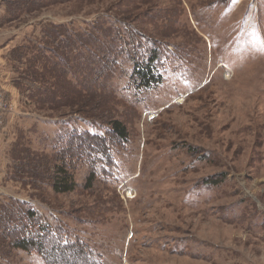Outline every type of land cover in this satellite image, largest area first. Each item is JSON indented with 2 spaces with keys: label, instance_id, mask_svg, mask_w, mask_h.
<instances>
[{
  "label": "rangeland",
  "instance_id": "obj_1",
  "mask_svg": "<svg viewBox=\"0 0 264 264\" xmlns=\"http://www.w3.org/2000/svg\"><path fill=\"white\" fill-rule=\"evenodd\" d=\"M103 17L162 50L161 83L135 89L124 56L107 73L92 57L35 77L44 83L17 81L35 89L21 98L3 57L31 48L23 39L40 25L80 33ZM0 58L11 88L0 85L10 106L0 112V218L33 208L82 250L64 253L73 264H264V0H47L3 22ZM73 90L96 102L93 120L69 105ZM112 120L127 140L106 137L98 151L92 135ZM73 133L93 151L65 160L74 189L56 193L48 164L63 163ZM1 236L0 264H46Z\"/></svg>",
  "mask_w": 264,
  "mask_h": 264
},
{
  "label": "trees",
  "instance_id": "obj_2",
  "mask_svg": "<svg viewBox=\"0 0 264 264\" xmlns=\"http://www.w3.org/2000/svg\"><path fill=\"white\" fill-rule=\"evenodd\" d=\"M46 1L47 0H1L0 6L3 9L0 14V26L3 25V22L15 21L23 15L35 11L37 7ZM110 21V19H105L103 17L98 22L90 25V29L92 28L94 32L86 29L80 33L73 32L72 30L70 31L67 27L65 28L58 24L48 25V28L40 25L36 35H28L24 38L23 42L25 43V41L28 40V43L32 44L31 48L19 44V46L11 50V58L3 57V60L10 64L11 71L17 74V77H14L12 82L19 90L21 98L25 95L23 94V90L24 93L29 94L32 89L33 91L35 89L31 87L33 84H28L26 89L21 91V87L18 86L17 81L23 82L25 80H33V82H35L37 79L41 80L40 78L35 79L36 76H46L47 80L53 78L52 68L56 66H60V68L64 67L62 61L66 68L68 67V70L71 71L72 68L75 67L77 71L78 68L76 67L78 63H83L86 60L92 61V57H97V59L103 61V63L101 61V63L99 62L96 66L95 63H93V69H98V71L103 69L104 72L107 73L117 64V58L124 56L130 65L129 76L132 78L135 89H146L161 83L162 74L159 70V61L162 57V50L158 46L149 48L144 47L136 40V32L129 30V27L119 22H117V27L115 24L116 22L113 24L115 27H111L112 24ZM43 39L49 41V44L45 45ZM104 60H106V62ZM23 64L26 69L21 67ZM26 70L28 71L27 73ZM60 74L65 75V71L60 69ZM41 81L44 83L46 79ZM48 93L51 94V91H48ZM54 93L57 92L54 90ZM79 93L74 90L67 92V94H72L74 96ZM36 94L37 93H35L34 96ZM77 96L78 95H76V97ZM83 97L77 99V103H71L69 105H75L77 108H82L83 111L86 109L84 106L87 107L90 105L87 107V112H79L80 110L74 112H78L77 114H81L84 118L89 117L86 118V120L91 121L94 117L89 115L88 111L95 107L96 102L90 101V95ZM108 125L109 131L106 134L92 135L91 140L97 143V149L103 146L106 137L117 139L121 142L127 140L126 129L119 120H112ZM85 138L86 137L81 134L73 133V136L65 140V144L61 147V150H59L62 158H64V161L62 159L63 163L48 164L47 169H51V171L54 169V172L51 174V178H53L51 185L56 193L69 192L74 189L75 183L72 179V175L64 167L66 165L65 160L68 158L72 159L71 161H76L81 159L82 152L91 153L93 151L89 143L90 141H84ZM74 139L75 144L77 139L80 140L81 147L74 145L75 149L73 150ZM97 145H99V147ZM95 152L97 153V151ZM106 152L105 150V153ZM222 179L223 178L205 182L216 184ZM0 225V228L5 229V234H0V236L2 235L1 240L3 239L10 243L12 247L21 248L26 251H34L42 255L46 264H73L64 254L65 252H71L76 259L82 258L83 256L82 250L79 248L75 249L77 245L75 241L70 242L64 238L60 227L55 228L52 224L44 223L43 216L25 203H22L19 210L14 208H10L9 211L6 210L4 217L0 218ZM83 260H87V258L83 257ZM91 264L93 263L91 262Z\"/></svg>",
  "mask_w": 264,
  "mask_h": 264
},
{
  "label": "crops",
  "instance_id": "obj_3",
  "mask_svg": "<svg viewBox=\"0 0 264 264\" xmlns=\"http://www.w3.org/2000/svg\"><path fill=\"white\" fill-rule=\"evenodd\" d=\"M0 63L1 65L4 63V61H2V58H0ZM0 85L2 86V88L11 89L7 77L2 72H0Z\"/></svg>",
  "mask_w": 264,
  "mask_h": 264
},
{
  "label": "built area",
  "instance_id": "obj_4",
  "mask_svg": "<svg viewBox=\"0 0 264 264\" xmlns=\"http://www.w3.org/2000/svg\"><path fill=\"white\" fill-rule=\"evenodd\" d=\"M8 107L10 106L7 105L3 93L0 91V112L4 109H7Z\"/></svg>",
  "mask_w": 264,
  "mask_h": 264
}]
</instances>
